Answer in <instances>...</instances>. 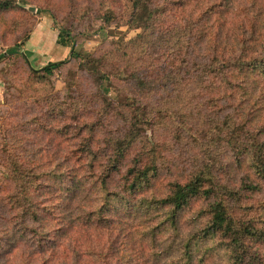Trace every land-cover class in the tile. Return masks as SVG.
<instances>
[{
	"label": "trees",
	"instance_id": "obj_1",
	"mask_svg": "<svg viewBox=\"0 0 264 264\" xmlns=\"http://www.w3.org/2000/svg\"><path fill=\"white\" fill-rule=\"evenodd\" d=\"M14 6L15 0H0L2 11ZM103 6L101 2L98 8ZM117 8L119 11L111 7L104 14V24L123 19V25L138 32L126 41L114 40L111 45L120 46H112L100 54H84L75 49V41L66 28L59 30L57 43L70 47L67 60L33 69L27 64L24 51L16 50L22 42L0 51V63L13 54L22 57L29 85L44 83L54 70L70 60L78 61L81 73L96 81V93L104 103L99 111L105 117L119 118L121 123L119 134L97 137L103 142L100 150L92 146L96 138L90 135L85 136V141L82 136L74 138L81 139L76 142L83 144L82 148L76 147L75 158L82 160L79 168L70 162L74 160L72 151L53 150L47 152V161L35 157L37 162L33 163L36 159L28 154L19 157L16 149L1 146L4 173L0 177L8 182L5 185L8 188L4 187L0 195L2 208L10 212L18 209L22 226H27L24 221L27 217L36 222V231L45 234L50 233L42 227L47 212L53 220L52 232L67 234L64 237L70 238L74 247L82 245V236L86 235L88 244L78 250V262L84 257L81 264H122L113 259L121 252L120 237H115L121 225L115 220L118 211L114 202L120 200L124 208L132 200L139 201V205L131 208L132 213L157 210L163 216L159 224L172 226L178 234L180 212L195 199H202L205 205L197 213L205 217L204 226L180 240L172 263L262 261L259 248L264 243V199L248 200L264 194V0H127L125 6ZM124 10L125 15L120 16ZM122 64L129 71L122 72ZM115 81L125 85L114 87ZM111 91L116 96H111ZM120 96L125 102L119 101ZM76 101L86 103L84 98ZM168 101H188L190 105L223 102L228 110L217 119L218 137L212 139L214 131H211V136L196 139L201 158L192 160L182 179L169 181L159 197L153 193L147 196L143 187L149 186L159 171L171 170L191 157V153L182 156L179 150L184 142L180 132L185 138L192 137L193 125L188 123V117L193 113L190 110L186 115L180 113L177 105ZM53 110L39 119L27 109L23 121L13 127L25 125L27 132L31 122H39L43 130L52 131L48 129L52 128L49 123L57 120ZM207 110L206 114L211 113ZM92 111L82 117L79 110L71 109L73 117L66 123L67 129L82 126L80 122L86 121ZM166 123L170 131L167 137L148 138L147 129ZM58 129L56 126L55 131ZM8 132L14 135L10 128ZM26 137L29 141L36 139L30 138V133ZM193 145L189 141L185 151L193 152ZM226 150L231 157L224 161L222 153ZM219 169L230 177V183L233 175L239 174L238 181L230 186L226 179H221ZM90 190L96 193L95 197L92 198ZM87 198L89 203L85 207L81 201ZM232 201L234 207L243 205L245 211L252 213L245 216L232 213ZM136 213L129 217L137 216ZM5 221L9 231L14 224L12 217ZM131 228L123 227L121 233L127 246L142 238L155 244L160 229L147 226L140 230L137 225ZM104 231L109 235H104ZM42 243L37 239V252L43 250ZM246 255L251 258L247 260ZM144 262H148V257ZM132 264L140 261L132 260Z\"/></svg>",
	"mask_w": 264,
	"mask_h": 264
},
{
	"label": "rangeland",
	"instance_id": "obj_2",
	"mask_svg": "<svg viewBox=\"0 0 264 264\" xmlns=\"http://www.w3.org/2000/svg\"><path fill=\"white\" fill-rule=\"evenodd\" d=\"M101 2H104V6L100 9L98 7ZM126 4L127 0H15L14 8L12 7L7 11L0 10V51L22 42L20 49L24 51L27 64L33 69H40L50 62L67 60L70 47L57 43L59 30L66 28L75 41V49L82 51L84 54H100L107 48L120 46L118 44L111 45L114 40L126 41L134 37L138 32L123 25V19H119V21L113 20L111 23L104 24L102 18L111 7H114L116 12V9L119 11L117 7H123ZM96 9L98 14H96ZM125 13L126 11L124 10L119 15L123 16ZM24 62L21 56L13 54L0 63V147L4 145L3 147L8 149H16L15 152L20 154H18L19 157H25L27 154L33 159L40 157L41 162L48 160L47 152H52L53 150H60L63 153L72 151L74 160L71 159L70 162H73L79 168L82 160H76L75 157L78 155L77 148H82L83 144L76 142L81 139L75 140L74 138L82 136L85 141V136L90 135V138H96L91 143L92 146L96 150H100L99 147H101L103 142L101 141L100 143L99 139H103L102 137L108 135L119 134L121 129L119 118L105 117V114L102 115L101 111H99L104 103L96 93V81L81 73L78 61L70 60L68 64L66 63L47 76L44 83L34 85H29L28 73L26 74L25 72L26 66ZM122 65L124 67V64ZM127 71H129L128 67H124L122 70L125 73ZM113 85L114 87H122L125 84L122 81H115ZM114 87H112L113 90ZM110 95L116 96L114 91H111ZM77 96L81 99L84 98L86 103L79 104L76 100H80V98ZM120 97L118 98L119 101L125 102L124 98H122L123 96ZM168 104L177 105L180 113L185 115L188 110L193 113L192 116L189 114L188 117V123L193 125L192 137L185 138L183 133L179 131L184 140L181 143L179 152L182 156H188L191 153V157H189L188 161L185 159V161L179 163L175 168L171 167V170L159 171L151 179L150 185L147 187L144 185L143 187V191L147 193L144 195L147 196L153 193L159 197L165 192L166 184L169 181L182 179V176L189 170L192 160L196 162L199 157L200 152L197 151L196 139L201 140L204 137L211 136V131H214L212 139L218 137L220 130H217V119L228 110V107L223 102L190 105L188 101H168ZM51 108L54 109L53 111L57 117L55 122L49 123V125L52 124V128L48 127V129L52 131L46 132L43 130L39 122H31L27 132H25V125L20 124L16 129L13 127L17 125L18 121H23L27 109H30L29 113L31 115L33 113L34 116L43 119L42 115L50 113ZM71 109L79 110V114L81 113L82 117L89 110L93 111L87 115L86 121L82 120L80 122L82 126H76L75 129L68 130V124L66 123L70 122V117H73ZM207 109H210L211 113L206 114ZM61 110L68 113L61 114ZM198 111L199 113L197 114ZM9 115L13 117L9 118ZM233 117L235 120H240L235 115ZM71 122L75 123L74 121ZM56 126L59 127L58 132L55 131ZM9 128L14 131L13 136L8 135ZM167 129V123L163 126L155 125L150 130L147 129L146 133L150 140H162L170 132ZM29 133L30 138L36 139H30L29 141L26 137ZM97 137L99 138L98 140ZM10 138L17 139V141L10 140ZM189 141L194 143L193 152L185 151L188 148ZM223 145L224 141H222L221 147ZM230 157V152L227 150L223 151L222 159L224 161L229 160ZM32 162H37V159ZM2 173H4L3 159L0 156V175ZM219 175H221V179H226L230 186H233L231 183L238 181L239 178V174L233 175L230 183V177L227 178L223 169H219ZM5 180V177H0V195L3 194L4 187H7L5 185H8ZM89 193H92V198L96 195L92 190ZM132 197L135 196L132 195ZM259 197L258 195L252 196L248 201L264 199V194ZM135 198L140 199L138 197ZM88 199L81 201L82 204H85V207L89 203ZM231 203L232 213L243 216L252 213V211H245L243 205L236 204L238 203L237 201L234 203L236 204L235 207L233 201ZM113 205L117 209L113 208L118 211L115 213V220L121 225V229L119 230L118 228L115 231V237H120L119 249L121 252L113 259L118 260L122 264H132V260L134 262L140 261V264H142L147 257L148 262H144V264H173L172 259L176 255L174 249L180 240L189 234L197 232L205 223V217H201L197 213L201 206L205 205V201L202 199H195L191 205L186 206L180 212L177 221L178 234H175V229L172 226L159 224L163 216L157 213V210L142 213L135 212L136 218L129 217L135 214L132 213L134 210L131 208L139 205V201L132 200L124 208L122 207L124 203L120 202V200L114 202ZM2 207L0 203V264H81L84 262V257H80L82 260L78 262V250L83 249V245L88 244L87 240L84 239L86 235L82 236L83 240L80 243L82 245L74 247L73 241L69 240L70 238L68 237H64L67 234L61 235L60 232H52L54 227L51 226L53 220L52 218L49 219L50 214H47V212L45 216L47 221H45V224L42 223V227L46 231H50V233L47 232L45 234L44 232L36 231V222H30L27 217L24 220L28 223L27 226H22L18 219V209L10 212V210H4ZM8 217H12V222L14 223L10 226L9 231L5 221ZM79 225L82 226L81 228H85L82 224ZM131 225L134 227L137 225V227L141 228L140 230L147 226L151 229L160 228L156 232L157 240L155 244L151 243L149 239L142 238L141 241L127 246L125 240L121 239V233H123V227L132 230ZM104 232L106 233L104 235H109L108 231ZM37 239H41L42 245H44L43 250L40 252H37L39 249L36 248ZM259 249L262 252V261L258 262L255 259L254 264H264V243L260 244ZM246 258L248 260L251 257L246 255ZM86 259L89 260L91 257H86ZM128 259L130 261L125 262ZM211 261L207 260L205 264H211ZM196 264L201 263L196 262Z\"/></svg>",
	"mask_w": 264,
	"mask_h": 264
},
{
	"label": "water",
	"instance_id": "obj_3",
	"mask_svg": "<svg viewBox=\"0 0 264 264\" xmlns=\"http://www.w3.org/2000/svg\"><path fill=\"white\" fill-rule=\"evenodd\" d=\"M17 51H20V48L16 47ZM8 51H6L5 53H7ZM23 53V52H22ZM23 55L25 56V54L23 53ZM26 57V56H25Z\"/></svg>",
	"mask_w": 264,
	"mask_h": 264
}]
</instances>
